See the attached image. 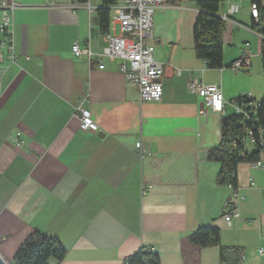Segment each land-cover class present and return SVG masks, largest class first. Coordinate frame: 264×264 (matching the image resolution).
I'll return each mask as SVG.
<instances>
[{
    "label": "crops",
    "instance_id": "crops-1",
    "mask_svg": "<svg viewBox=\"0 0 264 264\" xmlns=\"http://www.w3.org/2000/svg\"><path fill=\"white\" fill-rule=\"evenodd\" d=\"M16 1L10 29L18 59L0 62L3 258L14 264L18 247L39 230L67 249L49 264H124L141 247L157 252L161 264H185L183 239L218 226L222 245L242 248L238 264H264V167L239 164L244 198L228 223L223 206L231 188L218 182L221 163L209 154L221 141L222 116L235 113L232 103L243 94L264 96V35L252 21L223 20V66L211 67L195 49L197 4L163 1L148 41L164 63V96L141 102L120 59L105 56L100 68L73 54L75 43L104 50L97 13L103 0ZM122 1L109 6V29L116 33L121 27L112 21V6ZM247 48L250 64L235 70L232 62ZM193 78L221 86L225 112L210 110L190 91ZM80 106L91 111L98 130L80 127ZM254 148L248 140L246 150ZM199 257L200 264H226L218 246L202 248Z\"/></svg>",
    "mask_w": 264,
    "mask_h": 264
},
{
    "label": "built area",
    "instance_id": "built-area-1",
    "mask_svg": "<svg viewBox=\"0 0 264 264\" xmlns=\"http://www.w3.org/2000/svg\"><path fill=\"white\" fill-rule=\"evenodd\" d=\"M165 0H123L118 5H113L112 21L119 24L121 33L111 30L114 26L104 32L106 46L103 51H94L90 43L84 46L79 43L73 45L72 51L75 56H85L90 63L98 61V66L103 68V57L120 59V69L129 82H133L139 89L140 101H158L164 96V63L155 57V45L148 41L153 35V20L157 7ZM219 10L216 12L224 21H233L239 25H244L237 15L242 8V0H217ZM249 10L251 21L254 24L261 23V3L259 0H249ZM16 0H0L1 23L0 32L4 41L0 43V62L8 60L16 62L18 55L15 50L14 39L11 33V23L13 14L18 7ZM90 7V5H89ZM91 8V7H90ZM92 9V8H91ZM251 52L248 48L242 56L232 62V68L239 70L250 64ZM181 74V69H177ZM192 93L198 94L203 98L208 108L212 111L223 113L227 103L222 88L216 83H206L198 78H193L189 83ZM259 100H254L250 94H243L236 99L232 105L235 113L242 115V124L247 123L245 136L240 138L243 155L246 150L248 140L254 142L255 146L262 147L261 154L264 152V129L258 125L256 117ZM80 117V127L87 131L99 129L97 121L93 118L91 111L78 107ZM137 151L144 153L143 142L138 140L135 144ZM264 167V157H260L254 162ZM231 194L223 206V216L228 223L239 215L238 201L244 198L238 185L228 184ZM145 191H143L144 193ZM260 254H264V247L259 248Z\"/></svg>",
    "mask_w": 264,
    "mask_h": 264
},
{
    "label": "trees",
    "instance_id": "trees-1",
    "mask_svg": "<svg viewBox=\"0 0 264 264\" xmlns=\"http://www.w3.org/2000/svg\"><path fill=\"white\" fill-rule=\"evenodd\" d=\"M85 2L87 0H79ZM261 3V23L252 27L264 35V6ZM116 0H103L104 6L97 9L100 27L108 31L110 25V8ZM199 7L194 25L195 49L199 57L206 58L211 67L223 66V29L225 22L217 16L219 1L196 0ZM262 57L264 65V39L262 40ZM239 96L237 99H239ZM258 106L256 117L258 125L264 129V96ZM248 124H242V115L224 114L221 118V141L210 150V157L221 163L218 173L220 184H238V166L241 162H253L261 157L262 147L256 145L252 151L245 150L239 139L245 136ZM220 248V260L226 264H238L243 251L239 246H225L221 243V230L218 226H202L185 237L182 241V253L185 264H200L199 252L204 247ZM67 249L59 238L45 234L39 230L31 233L18 247L14 254V264H49L50 258L62 260ZM124 264H161L160 255L150 249L141 247L125 259Z\"/></svg>",
    "mask_w": 264,
    "mask_h": 264
},
{
    "label": "rangeland",
    "instance_id": "rangeland-1",
    "mask_svg": "<svg viewBox=\"0 0 264 264\" xmlns=\"http://www.w3.org/2000/svg\"><path fill=\"white\" fill-rule=\"evenodd\" d=\"M264 2V0H263ZM184 4H190L191 6H196V1L195 0H183ZM249 0H243L242 2V8L240 13L237 15V17H239L240 21L245 22V23H250L251 21V17H250V10H249ZM243 34V32H241V35ZM259 38V37H258ZM252 50L253 52H257L258 51V45L257 43H254V39L252 42ZM231 52H234V49L231 50ZM257 60H259V58H256V63ZM9 264V263H8Z\"/></svg>",
    "mask_w": 264,
    "mask_h": 264
},
{
    "label": "water",
    "instance_id": "water-1",
    "mask_svg": "<svg viewBox=\"0 0 264 264\" xmlns=\"http://www.w3.org/2000/svg\"><path fill=\"white\" fill-rule=\"evenodd\" d=\"M0 264H8V262L3 258L1 254H0Z\"/></svg>",
    "mask_w": 264,
    "mask_h": 264
}]
</instances>
